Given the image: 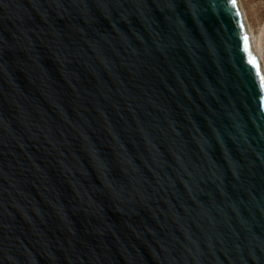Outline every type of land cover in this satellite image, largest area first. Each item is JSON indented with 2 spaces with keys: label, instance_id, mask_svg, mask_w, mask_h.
<instances>
[{
  "label": "water",
  "instance_id": "95a60500",
  "mask_svg": "<svg viewBox=\"0 0 264 264\" xmlns=\"http://www.w3.org/2000/svg\"><path fill=\"white\" fill-rule=\"evenodd\" d=\"M245 34L263 73L230 0H0V264H264Z\"/></svg>",
  "mask_w": 264,
  "mask_h": 264
},
{
  "label": "rangeland",
  "instance_id": "374dc122",
  "mask_svg": "<svg viewBox=\"0 0 264 264\" xmlns=\"http://www.w3.org/2000/svg\"><path fill=\"white\" fill-rule=\"evenodd\" d=\"M241 3L248 17V27L261 39L264 56V0H241Z\"/></svg>",
  "mask_w": 264,
  "mask_h": 264
},
{
  "label": "snow or ice",
  "instance_id": "6c2138e0",
  "mask_svg": "<svg viewBox=\"0 0 264 264\" xmlns=\"http://www.w3.org/2000/svg\"><path fill=\"white\" fill-rule=\"evenodd\" d=\"M231 5L234 8L238 9V0H230ZM238 15H240L238 11ZM242 28H244V25H241ZM244 43H245V51L249 56V63L250 65L255 69L257 77L260 79V87L262 90H264V73L261 71V67L258 62V58L253 57L251 48H250V38L247 34L244 36Z\"/></svg>",
  "mask_w": 264,
  "mask_h": 264
},
{
  "label": "bare ground",
  "instance_id": "6f19581e",
  "mask_svg": "<svg viewBox=\"0 0 264 264\" xmlns=\"http://www.w3.org/2000/svg\"><path fill=\"white\" fill-rule=\"evenodd\" d=\"M238 5H239L240 10H241V12L243 14V17H244V19L246 21L247 26H249L248 17H247V14H246V12H245V10L243 8L241 0H238ZM249 31H250V34H251V37H252V40H253L257 55H258V57H259V59L261 61V66H262V70H263V73H264V56H263L262 47H261V39H258L250 28H249Z\"/></svg>",
  "mask_w": 264,
  "mask_h": 264
}]
</instances>
